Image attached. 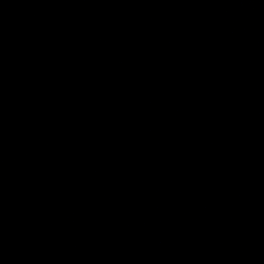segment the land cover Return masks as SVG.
Instances as JSON below:
<instances>
[{"label": "water", "instance_id": "1", "mask_svg": "<svg viewBox=\"0 0 264 264\" xmlns=\"http://www.w3.org/2000/svg\"><path fill=\"white\" fill-rule=\"evenodd\" d=\"M0 264H264V0H0Z\"/></svg>", "mask_w": 264, "mask_h": 264}]
</instances>
